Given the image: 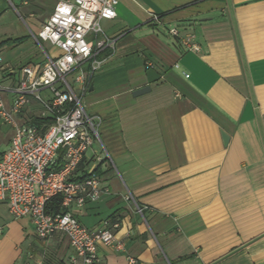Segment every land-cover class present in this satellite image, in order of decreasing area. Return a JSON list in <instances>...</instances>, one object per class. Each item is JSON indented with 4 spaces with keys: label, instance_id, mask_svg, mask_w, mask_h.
<instances>
[{
    "label": "crops",
    "instance_id": "0c3cea01",
    "mask_svg": "<svg viewBox=\"0 0 264 264\" xmlns=\"http://www.w3.org/2000/svg\"><path fill=\"white\" fill-rule=\"evenodd\" d=\"M115 1L116 18L100 22L114 51L99 56L83 103L98 140L73 177L93 170L102 195L70 210L91 231L118 226L122 250L99 246L98 264H264V0ZM32 3L40 31L55 1ZM0 54L6 85L44 60L25 35L0 39ZM39 112L30 102L18 123L41 125ZM70 255L64 235L40 241L28 218L0 204V264H68Z\"/></svg>",
    "mask_w": 264,
    "mask_h": 264
},
{
    "label": "built area",
    "instance_id": "2783aa9c",
    "mask_svg": "<svg viewBox=\"0 0 264 264\" xmlns=\"http://www.w3.org/2000/svg\"><path fill=\"white\" fill-rule=\"evenodd\" d=\"M54 1L53 13L34 37L44 55L41 64L23 67L18 82L6 85L1 80L6 69L0 54V120L12 129L9 147L0 157V204L6 205L13 219L28 218L40 241L57 233L64 235L71 250L68 264H98L99 246L122 250L114 234L118 226L105 222L91 231L70 210L81 209L102 195L93 170L83 178L73 177L98 140L97 123L83 101L104 62L99 56L105 50L114 51L115 41L105 35L100 22L116 18L117 2ZM153 19L158 22L157 17ZM169 34L179 37L174 29ZM189 42L186 38L183 44L197 52ZM4 96L12 98L8 107ZM30 102L40 107L41 125L18 123L17 116ZM56 198L60 213L52 215L47 209ZM124 201L133 199L127 194Z\"/></svg>",
    "mask_w": 264,
    "mask_h": 264
},
{
    "label": "rangeland",
    "instance_id": "374dc122",
    "mask_svg": "<svg viewBox=\"0 0 264 264\" xmlns=\"http://www.w3.org/2000/svg\"><path fill=\"white\" fill-rule=\"evenodd\" d=\"M30 1V0H29ZM36 0H31L28 6L22 5V0H0V12L2 16L0 18V39H16L20 38L22 35L29 36V43L32 45V49L37 53L38 59L40 60L44 57L40 47L33 41L32 34L36 35L39 28L35 25L34 21L29 18L27 13L34 12L35 20H39L41 15L38 14L39 8H36L32 3ZM47 14V12H46ZM101 26V24H100ZM102 28V26H101ZM45 46L46 51L50 50L47 45ZM97 74V71L94 75ZM86 97L83 103L85 104ZM0 123V152L5 147V141L12 133V130L7 126ZM96 147L94 143L93 148Z\"/></svg>",
    "mask_w": 264,
    "mask_h": 264
},
{
    "label": "water",
    "instance_id": "95a60500",
    "mask_svg": "<svg viewBox=\"0 0 264 264\" xmlns=\"http://www.w3.org/2000/svg\"><path fill=\"white\" fill-rule=\"evenodd\" d=\"M90 91H91V89H90ZM148 92H149V88L143 87L141 89H137V90L133 91L132 96L138 97V96H141V95L146 94ZM221 139H222L223 145L226 146L228 144L229 137L226 136L224 133H221Z\"/></svg>",
    "mask_w": 264,
    "mask_h": 264
},
{
    "label": "trees",
    "instance_id": "16d2710c",
    "mask_svg": "<svg viewBox=\"0 0 264 264\" xmlns=\"http://www.w3.org/2000/svg\"><path fill=\"white\" fill-rule=\"evenodd\" d=\"M20 41L21 40H17L15 42H20ZM47 212L49 214H52V215H56V214L60 213V199H58V198L54 199L51 202L50 206L48 207Z\"/></svg>",
    "mask_w": 264,
    "mask_h": 264
}]
</instances>
